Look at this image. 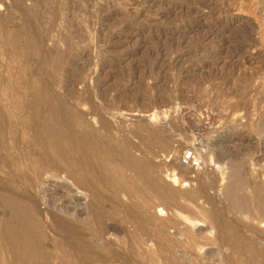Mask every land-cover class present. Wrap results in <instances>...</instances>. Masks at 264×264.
<instances>
[{
    "label": "rangeland",
    "instance_id": "374dc122",
    "mask_svg": "<svg viewBox=\"0 0 264 264\" xmlns=\"http://www.w3.org/2000/svg\"><path fill=\"white\" fill-rule=\"evenodd\" d=\"M99 120L151 160L148 182L119 154L76 165L61 138L75 123L102 135ZM240 147L253 196L264 0H0V264H264L258 200L213 211ZM119 164L121 188L104 171Z\"/></svg>",
    "mask_w": 264,
    "mask_h": 264
},
{
    "label": "bare ground",
    "instance_id": "6f19581e",
    "mask_svg": "<svg viewBox=\"0 0 264 264\" xmlns=\"http://www.w3.org/2000/svg\"><path fill=\"white\" fill-rule=\"evenodd\" d=\"M60 105H57L56 106V109L57 110H60ZM55 116H50V118H48L47 120V124H49L50 123V120H53V118H54ZM99 121H101L99 124H100V130H98V132L99 133H102V135H99V134H94V135H92L91 133V131L93 130H90V132L91 133H89L88 132V129L87 130H85L84 129V126L86 125V123H84V126H83V124H81L80 122V124L81 125H78V124H76L75 123V125H74V128H73V132L72 133H70V137H68V138H65V137H62L61 138V142L63 143V145L64 144H68V147H72L73 148V151H74V154H75V161H76V165L77 164H81L83 161H85V160H90V157H92L93 155H95V154H97L98 156H99V154H101V152L102 151H106V153L108 154L109 153V156H111V158H114V157H112V155H114L115 154V156L116 155H122V158L124 157V156H126V162H124L123 164L124 165H122V166H124V167H127V169H130L131 171H133L134 172V176H138V177H140V176H143L144 177V179L148 182L151 178H150V176L149 175H146V171H147V169H148V167L150 166V164H151V160H142V158L140 159H138V158H135L134 156H133V151H135L134 150V148H136L135 146L133 147V146H131L132 147V149H129V148H126V149H124L119 143H120V140L119 139H116V138H109V134H110V130L112 129V127H110L111 125L110 124H108L107 122H106V120L104 121V120H99ZM82 122V121H81ZM84 122H86V121H84ZM98 122V121H97ZM89 125V124H88ZM47 127H48V125H47ZM86 127V126H85ZM89 127V126H88ZM87 127V128H88ZM60 129H55V130H53V132L54 133H60ZM95 132H97V131H95ZM95 132H93V133H95ZM62 133V132H61ZM167 134V133H166ZM224 137H226V136H224ZM227 137H230L229 135L227 136ZM109 138V139H108ZM163 138H165V137H163ZM64 139V140H63ZM123 140H125V142L127 143V144H130V141H128L127 139H124V138H122ZM151 139V140H150ZM159 139H162V138H159ZM225 139V138H224ZM227 139H230V138H227ZM149 140H150V142H154L155 140H158V138H156V136H155V138H153V137H151V138H149ZM163 140V139H162ZM119 142V143H118ZM169 142V141H168ZM168 142H166L167 144H166V146H167V148L168 147H170L169 146V144H168ZM174 142V141H173ZM171 145V144H170ZM172 147V146H171ZM174 147V146H173ZM63 147L62 146H59V149H62ZM166 148V149H167ZM237 148V147H236ZM235 148V149H236ZM232 149H234V147L232 148ZM231 149V150H232ZM177 150V149H176ZM227 149H225V150H223L222 151V154H221V160H226L227 159V157L229 156V154H232L233 152H235L236 151V154H237V156H235L234 157V159L233 160H227L228 161V167H229V170L230 171H234L235 169H239V176L237 175V177L236 178H234V179H230L231 181H229V183L226 185V186H223L224 188L222 189L223 190V195H224V198L225 199H228V205H225V206H222V207H220V209H218L219 208V205L218 206H215L214 207V212L217 210L220 214H222L223 215V213H225V210L227 209V210H229L230 208H232V209H234V210H236L235 211V213L237 212V214L239 213V216H240V214H242V213H244V212H246V210L248 209H250V202L254 199V198H256L257 200H258V206H259V208L261 209V215H260V217H259V221H264V186H262V185H260V184H258V187H257V190H256V193H254V195L253 196H247V195H243L242 193H241V191L246 187H248L251 183H252V180L250 179V177H249V175H248V171H247V169H246V167L244 166V155H243V153L241 152V147L240 148H238V150H235V151H232V153L230 152V151H226ZM136 151H137V149H136ZM139 151V150H138ZM105 152H104V154H106ZM177 153H178V151H177ZM104 154H102V155H104ZM235 154V155H236ZM96 155V156H97ZM145 155V154H144ZM109 156H107V157H109ZM148 156V155H147ZM178 156V155H177ZM103 157H105V155L103 156ZM106 157V158H107ZM118 157H121V156H118ZM102 158V157H101ZM106 158H104L103 160H105ZM110 158V157H109ZM109 158H108V160H109ZM125 158V157H124ZM107 160V159H106ZM107 160V161H108ZM125 160V159H124ZM123 160V161H124ZM154 160V159H153ZM122 161V162H123ZM104 162V161H103ZM113 162V161H112ZM105 163H106V161H105ZM104 163V164H105ZM107 163H109V162H107ZM106 163V164H107ZM120 163V162H119ZM100 164V163H99ZM102 164V163H101ZM112 164H114V163H112ZM121 164V163H120ZM120 164L119 165H116V166H113V167H110V168H107V170L105 169L104 171H106V172H108L107 174L108 175H110L111 176V181H113L114 180V183H118L119 185H120V187L119 188H121V187H123V185L125 184H122L121 182H122V179H121V174H120V169L122 168V166L120 167ZM93 165L91 164V165H89L88 164V167L86 168V171L87 172H90L92 169H93V167H92ZM107 166V165H106ZM109 166V165H108ZM112 166V165H111ZM102 169H103V167H102ZM124 169V168H123ZM100 172V171H99ZM122 172V171H121ZM232 172H231V175H232ZM148 174V173H147ZM106 175V174H105ZM107 175V176H108ZM213 176V175H212ZM143 177H142V179H143ZM231 177H233V175L231 176ZM139 179V178H138ZM140 179H141V177H140ZM212 179H214L213 177H212ZM78 181V183L80 184V185H85V180L83 179V178H80L79 177V179L77 180ZM144 181V180H143ZM207 181V180H206ZM87 183V185H90V183L87 181L86 182ZM214 184V180H211L210 182H209V185H213ZM79 185V186H80ZM118 185V186H119ZM125 186V185H124ZM202 186H205V185H202ZM207 186V185H206ZM81 187V186H80ZM137 189H139V187L137 188ZM245 190V189H244ZM197 191V190H196ZM136 192H137V190H136ZM205 187L204 188H201V189H199L198 191H197V193L198 194H205ZM196 193V194H197ZM206 195H208V194H206ZM209 196V195H208ZM207 196V199L208 200H213L214 199V197L213 196H211V197H213V198H211V197H208ZM207 200V201H208ZM219 200V199H218ZM221 201V200H220ZM226 201V200H225ZM217 202V201H216ZM212 203H214V200H213V202ZM218 204V203H217ZM214 205V204H213ZM222 205V204H221ZM220 205V206H221ZM216 207H218V208H216ZM213 208V207H212ZM231 209V210H232ZM226 210V211H227ZM79 211V210H78ZM212 211V212H213ZM79 212H81V211H79ZM218 213V214H219ZM226 214V213H225ZM94 216V215H93ZM237 216V215H236ZM90 220H93V218H90ZM232 220H228V222H224L223 223V221H222V225L221 224H219V225H221L220 227L222 228V227H224V226H226V227H230L231 228V226H230V224L232 223L233 224V221L235 222V220H233L232 222H231ZM226 223H228V224H226ZM236 224V223H235ZM217 226V225H216ZM63 228H64V230L67 232V233H70V234H72V233H74L75 232V230H76V226L75 225H70V224H67V225H64V226H62ZM218 227V226H217ZM245 227H250V228H254L255 226L253 225V224H248L247 226H245ZM220 228H218L217 229V231H222V230H226V228L224 227V229L222 228V229H220ZM228 229V228H227ZM229 230V229H228ZM239 233H236V234H239V235H241L242 233H243V231H242V228H240V230L238 231ZM235 237H237V235H235ZM239 237V236H238ZM241 237V236H240ZM227 239V238H226ZM231 239V238H230ZM233 240H235V239H233ZM237 241V240H236Z\"/></svg>",
    "mask_w": 264,
    "mask_h": 264
},
{
    "label": "built area",
    "instance_id": "2783aa9c",
    "mask_svg": "<svg viewBox=\"0 0 264 264\" xmlns=\"http://www.w3.org/2000/svg\"><path fill=\"white\" fill-rule=\"evenodd\" d=\"M183 159H184L185 161H188V160L195 161V164H196L195 155L193 154L192 150H190V151H188L187 153H185Z\"/></svg>",
    "mask_w": 264,
    "mask_h": 264
}]
</instances>
